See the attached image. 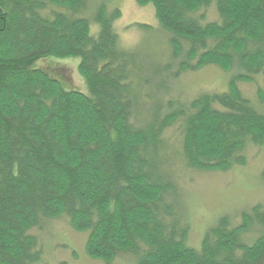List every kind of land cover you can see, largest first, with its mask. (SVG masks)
Returning a JSON list of instances; mask_svg holds the SVG:
<instances>
[{
	"label": "trees",
	"instance_id": "obj_1",
	"mask_svg": "<svg viewBox=\"0 0 264 264\" xmlns=\"http://www.w3.org/2000/svg\"><path fill=\"white\" fill-rule=\"evenodd\" d=\"M92 1L0 0V264H39L32 230L59 218L107 264H264V204L219 216L192 247L176 188L184 172L245 165L249 146L264 153V0H137L159 28L133 50L120 10L92 16ZM73 56L86 92L54 62ZM206 66L226 89L182 96V75Z\"/></svg>",
	"mask_w": 264,
	"mask_h": 264
},
{
	"label": "rangeland",
	"instance_id": "obj_2",
	"mask_svg": "<svg viewBox=\"0 0 264 264\" xmlns=\"http://www.w3.org/2000/svg\"><path fill=\"white\" fill-rule=\"evenodd\" d=\"M91 3L93 4L88 13L92 16L95 12L94 6L99 3L105 4L108 11L114 7L120 10V16L114 21V26L120 45L128 50L140 46L159 28L150 3L139 5L137 0H93ZM214 17V11L208 9L206 19ZM95 25L94 20L90 21L92 28ZM160 32L157 40H152L154 48L162 47L161 40H164L165 35ZM54 62L65 67L66 74L63 75L67 80L66 83L73 84L79 91H87L85 81L77 70L78 56L54 59ZM227 79L226 73L213 66H206L193 73L182 75L176 84V89L182 96L191 98L201 93L225 90ZM240 88L245 95L253 98L252 85L241 84ZM247 155L245 165L234 167L227 172L191 171L177 176L176 188L181 196V203L189 224L187 241L190 246H199L203 232L219 216L227 215L233 223H236L239 221L240 214L250 205L264 204V183L259 176L264 166V153L249 146ZM32 232L37 236L43 251L39 264H107L102 259L86 256L84 252L86 233L71 229L65 218L46 220L41 227L34 228ZM260 233L261 229L256 227L242 233L241 240L250 244ZM110 264H132V261L129 255L122 254Z\"/></svg>",
	"mask_w": 264,
	"mask_h": 264
}]
</instances>
